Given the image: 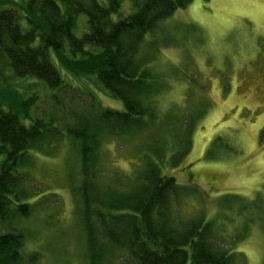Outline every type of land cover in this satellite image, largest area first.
<instances>
[{
  "label": "trees",
  "instance_id": "obj_1",
  "mask_svg": "<svg viewBox=\"0 0 264 264\" xmlns=\"http://www.w3.org/2000/svg\"><path fill=\"white\" fill-rule=\"evenodd\" d=\"M124 2L129 13L112 20ZM191 2L0 0V264L36 262L38 253L24 252L23 223L49 200L30 201L28 170L35 152L51 153L63 143L73 155L67 183L85 264H240L241 254L212 232L215 219L205 220L202 211L176 217L180 186L162 171L163 164L176 166L190 152L194 124L185 104L178 114L160 109L166 81L141 46L147 32ZM80 15L87 28L77 36ZM59 67L94 79L124 110L104 106L99 89H91L85 91L87 104L63 114L58 92L70 84ZM39 90L54 100L47 114H37ZM136 131L145 136L136 147L139 162L125 173L106 170V141Z\"/></svg>",
  "mask_w": 264,
  "mask_h": 264
},
{
  "label": "rangeland",
  "instance_id": "obj_2",
  "mask_svg": "<svg viewBox=\"0 0 264 264\" xmlns=\"http://www.w3.org/2000/svg\"><path fill=\"white\" fill-rule=\"evenodd\" d=\"M128 3L112 20L129 13ZM86 28V16L80 15L75 34L81 36ZM142 43L144 55L153 58L166 81L160 109L171 107L176 114L189 110L194 124L190 152L176 166L162 168L180 186L176 217L185 220L202 211L205 220L217 221L211 225L217 239L241 254L240 264H264V0H192L147 32ZM64 77L70 86L58 92L63 114L70 106L85 104V91L91 89H99L104 106L124 110L94 79ZM49 93L38 91L42 100L37 114L53 110ZM143 133L109 138L105 169L125 173L139 162L136 147L144 143ZM69 151L67 143L51 153L37 151L28 170L30 201L49 200L23 223L28 229L24 252L38 253L34 264H85L76 203L67 183Z\"/></svg>",
  "mask_w": 264,
  "mask_h": 264
}]
</instances>
